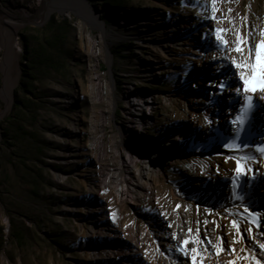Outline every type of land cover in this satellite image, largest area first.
Wrapping results in <instances>:
<instances>
[{
	"label": "rangeland",
	"instance_id": "374dc122",
	"mask_svg": "<svg viewBox=\"0 0 264 264\" xmlns=\"http://www.w3.org/2000/svg\"><path fill=\"white\" fill-rule=\"evenodd\" d=\"M53 17L69 23L52 55L58 70L46 68L32 92L17 95L25 42L50 38ZM180 17L209 25L195 43L215 60L241 61L233 43L217 47L215 29H227L229 41L243 37L244 63L249 45L264 41V0H0V264H166L180 249L166 244L169 236L187 233L209 249L234 220L264 243V223L250 222V212L264 221V155L255 147L264 116L255 111L251 123L228 128L219 76L185 53L197 45L180 36L170 57L154 48ZM155 64L163 70L150 76ZM213 90L217 100L201 109ZM132 92L156 97L142 143L129 117ZM241 141L239 151L223 147ZM246 156L254 158L240 179L236 160ZM145 167L160 175L153 194L134 201L123 195L126 181Z\"/></svg>",
	"mask_w": 264,
	"mask_h": 264
},
{
	"label": "bare ground",
	"instance_id": "6f19581e",
	"mask_svg": "<svg viewBox=\"0 0 264 264\" xmlns=\"http://www.w3.org/2000/svg\"><path fill=\"white\" fill-rule=\"evenodd\" d=\"M209 25H203L199 22H196L191 17H180L177 19H174L170 25L168 26V29L166 30V38L155 44L154 48H158L160 52L163 55H166L170 57L171 51V44H174L177 42L178 37L185 36L183 39L184 42L190 43L192 45H195V41L197 40L198 35L204 31V33L208 30L207 28ZM200 43H197V47H195V50L188 49L186 50L189 57H193V55H197V57H200L201 63L199 66H204V71H215L216 76H219V79H214V81H227L229 82V79L233 78V73H238L239 70H237L233 67H228L230 61H220L212 59L210 52L203 51L201 48H199ZM190 51V52H189ZM194 52V53H193ZM191 54V55H189ZM163 67L160 64L150 65L149 70L147 71L150 73V76H154L157 73H160L163 69ZM174 68V67H173ZM189 68V67H188ZM173 70V69H172ZM230 73V74H229ZM238 78V76H237ZM210 84V83H209ZM211 85V84H210ZM215 85V82L212 83V86ZM235 89H226L225 90V98H227L230 103L226 105V108L224 109L226 114H224V123L229 128L231 126V121H233L237 115H243V109L242 105L245 103L243 100V94L241 97H237L234 95ZM217 93L213 90L206 98H203L200 101L199 107L201 109H208V105H213L214 101L217 100ZM156 97H152L151 95L144 94V93H135L132 92L128 96V102H129V117L131 119H134L138 123V128L134 130V138L136 141L142 143L143 137L140 136V133H143L144 129H142V126H144V122L149 123V119L147 120V108L151 109L155 106L156 103ZM202 102V103H201ZM264 102V101H262ZM212 109V107H209ZM258 113L262 114L264 116V112L260 110H256ZM195 114V113H194ZM196 115V114H195ZM200 116V115H199ZM259 122L261 121L264 125V119H259ZM233 124V123H232ZM264 129V128H263ZM179 134L178 133H172L170 141H173L174 145L177 144V140H179ZM157 146V145H156ZM159 148V150H158ZM152 147L150 150L152 151L153 155L160 154V149L162 146ZM163 152V151H162ZM160 175V169L153 170V168L145 167L142 169H138V172L131 177L133 180V186L131 185V181H126V187L124 188L123 195L129 196V198L133 199L134 201L140 200L142 197L150 196L153 194L154 188H155V178ZM124 180V179H123ZM196 184L200 187H203L205 185V182L202 181V179L198 178L195 180ZM129 182V184H127ZM214 183V180L212 179L209 184L212 185ZM223 223L224 220L221 219V222L219 227L217 229H213L214 231H217L219 233L220 231L223 232ZM216 225V224H215ZM108 226V225H104ZM181 226V232H185L186 230V224H182ZM227 229L224 231V239L223 237H220L219 241L215 244L211 245V247L208 249L207 246H202L201 243H192V246L189 244L187 247L184 246L183 241L185 239H188L186 235H178V241L172 242V239L169 238L166 240V244L172 245V247L175 245L179 246V250H172L173 253L170 255V257H163L164 262L166 264H193L192 256L194 255L193 252L190 250L192 248H196L197 252L196 255V264H255V261L251 259L250 257H256L261 261V264H264V250H261L259 248L258 243L251 242V240L246 238L245 232L240 227V236H237L236 234V228L232 225H226ZM107 228V227H106ZM109 229V227H108ZM188 232V231H187ZM182 234V233H181ZM220 234V233H219ZM185 236V237H184ZM248 236L251 239V233L248 234ZM234 241H241V242H234ZM174 244V245H173ZM223 249V250H221ZM233 249L235 251H233ZM137 250V249H136ZM209 250V251H208ZM187 252V255L185 254ZM131 261V260H130Z\"/></svg>",
	"mask_w": 264,
	"mask_h": 264
},
{
	"label": "snow or ice",
	"instance_id": "6c2138e0",
	"mask_svg": "<svg viewBox=\"0 0 264 264\" xmlns=\"http://www.w3.org/2000/svg\"><path fill=\"white\" fill-rule=\"evenodd\" d=\"M213 12L216 11V8L213 7ZM229 12H231V9H229ZM213 19H215L216 17L213 16ZM216 32V44L217 47H221L223 46L224 49L227 51L228 50V45L230 43H233L235 45V47L232 49L233 51H235L238 54H241V61L240 62H236L235 64L233 63H229L228 67H235L236 69H238V73H233V77H234V81L235 82H229V83H225L223 81H220L217 84V88L219 89V92L221 95L224 94L226 89H235V93L234 95H236L237 97H241L242 95V90H243V100H244V104L242 105V109H243V115H237L236 118L231 121L233 124H237L238 126L241 124H244L245 121H247L248 123H251L252 121V117L253 114L256 110H260L262 112H264V67H262V75H261V79H260V83L257 84L256 83V76L255 73L257 72V64L258 63H264V41H261V43L259 45H249L247 51H248V57H249V62L244 63L243 62V47L242 45L244 44L243 41V37L240 36L239 33H234V35H236L237 39L235 41H229L228 39H226L223 35L224 32H227V29H215L214 30ZM222 42V45H221ZM237 76H238V80H237ZM237 84H239V86H237ZM260 91L261 95L260 96H255L254 99V95L257 91ZM207 119V118H206ZM209 123H212V121H209ZM236 138L233 137V140H235ZM243 142L241 141L239 145H234L232 143H224L223 147L228 149V150H234V151H239L241 149V147H243ZM256 151L261 153L262 155H264V141H262L259 144H256ZM231 157H229L230 159ZM254 157L252 156H246L242 159H238L236 160V172L238 173V178L243 179L244 177H247V174L249 172V169L247 167L246 161L247 160H251ZM247 183V181L245 180L244 183L242 184H238L236 185L237 188H243L245 186V184ZM239 198H243V197H239ZM179 205H177V209H179ZM245 211H248V209L246 208ZM250 216H252L251 219V223L254 224L257 228L261 227V223H264V221H261L259 219V214L255 213V212H250ZM233 227L236 228V234L237 236H240V226L237 223V221H232ZM249 233H251L252 229H246ZM189 233H191V229H189ZM262 235H264V232H262ZM253 241L258 243L259 248L261 250H264V243H259L258 241H256L255 237H252ZM234 242H241V241H234ZM184 246L187 247V245H189L190 243H199V241H193L190 239H185L183 241ZM223 250V249H221ZM191 252L194 253V255L192 256V260H193V264H196V255L195 253L197 252L196 248H192L190 250ZM233 251H235L233 249ZM187 255V252L185 253ZM251 259H253L255 261V264H261V261L259 259H257L256 257H250ZM232 264H234V262H232Z\"/></svg>",
	"mask_w": 264,
	"mask_h": 264
},
{
	"label": "trees",
	"instance_id": "16d2710c",
	"mask_svg": "<svg viewBox=\"0 0 264 264\" xmlns=\"http://www.w3.org/2000/svg\"><path fill=\"white\" fill-rule=\"evenodd\" d=\"M68 26L67 21H58L53 17L48 24V28L53 30L50 38L29 37L27 39L22 76L16 89L17 95L20 91L24 94L32 92L36 87V82L48 76V74L43 73L46 68L58 70L52 55L55 49L65 46V34L68 32ZM17 108L18 104L15 105V109ZM8 120L11 119L8 118Z\"/></svg>",
	"mask_w": 264,
	"mask_h": 264
}]
</instances>
